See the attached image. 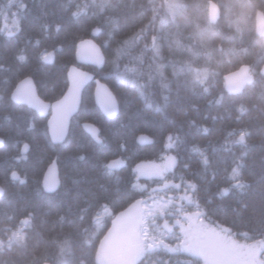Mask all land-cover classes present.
<instances>
[{"label":"trees","instance_id":"obj_1","mask_svg":"<svg viewBox=\"0 0 264 264\" xmlns=\"http://www.w3.org/2000/svg\"><path fill=\"white\" fill-rule=\"evenodd\" d=\"M77 6L83 11L74 16ZM258 10L264 13V0H0V264H95L100 239L115 219L95 207L101 186L114 202L126 201L130 170L169 156L178 161L174 182L183 177L195 183L196 199L206 203L212 221L231 230L236 244L264 240V37L254 29ZM13 18L19 30L9 36L4 27ZM142 28L145 40L132 43ZM153 35L156 48H145ZM77 36L101 47L102 69L78 66L109 86L119 112L105 117L90 83L58 145L49 139L46 118L13 103L10 94L29 76L43 100L59 99L66 89L64 66L75 64ZM46 52L50 62L39 58ZM241 65L250 66L254 79L240 94L227 93L224 76ZM90 127L99 130V141ZM243 128L250 130L246 147L229 136ZM194 149L207 156V166ZM53 159L60 185L46 193L42 177ZM113 159L124 163L105 170L103 164ZM237 163L243 188L233 187L231 179ZM140 183L157 187L146 177ZM224 188L229 191L221 195ZM257 257L264 259L259 252ZM146 264L204 260L160 248Z\"/></svg>","mask_w":264,"mask_h":264},{"label":"snow or ice","instance_id":"obj_2","mask_svg":"<svg viewBox=\"0 0 264 264\" xmlns=\"http://www.w3.org/2000/svg\"><path fill=\"white\" fill-rule=\"evenodd\" d=\"M24 7L26 6L20 5V8ZM100 8H103V5H100ZM82 11L83 9L77 6V11L73 15H80ZM13 23L19 30L18 21L14 20ZM97 31L98 29H93L94 34ZM8 35L12 36L14 33L10 31ZM145 37V29H139L134 33L131 42L144 41ZM75 39H80V44L76 47L77 55L81 59H87L96 65L102 63L100 49L95 44L78 36ZM156 41L157 37L153 35L151 42L145 43V48L155 49L157 46ZM125 43H129V41ZM51 55V53L46 52L39 58L45 62H50ZM18 59L25 61L26 57L20 55ZM157 67L159 69L163 66L158 65ZM64 69L66 73L64 84L67 88L64 101H69V96L72 97V100L62 105H49L54 111L53 122H50V125L55 124V127L52 128L53 141H60L65 136L68 118L80 98L81 89L85 82L91 79L88 73L80 71L75 65L71 67L65 65ZM97 96L103 112L108 117L118 116L116 99L107 90H105L103 96L98 90ZM13 99L31 104V89L17 88L16 92L13 93ZM164 100L167 101L168 97L165 96ZM121 127H129L131 130V126L125 125L123 122H121ZM90 131L93 137L99 141V130L90 127ZM203 131L208 133L209 129L204 128ZM249 134L250 130L248 128H243L238 132L233 131L229 133V136H235L236 139L232 140L231 143H239L246 147V137ZM139 139L144 140L145 137L140 136ZM171 139L172 137L169 136V141ZM119 147L126 150V143L122 142ZM166 147L171 148L172 144L169 143ZM27 148L28 145H25V149ZM194 151L199 152L200 156L203 157L202 163L207 166L209 164L207 156L199 149H194ZM84 158L83 156L80 157V159ZM166 160L167 162L162 165H152L147 169L143 165H136L130 170L132 179L127 181L126 201L114 202L110 199L108 191L101 186L96 197L95 207L102 208L104 216L111 217L115 215V219L112 220V227L108 229L105 236V240L110 241L108 250L103 253V256L100 250L96 251L95 260L98 264H146V257L160 248L172 253H190L202 257L204 264H264V259L257 257L258 252L261 256H264V240L251 246L236 244L231 239V230L212 221L206 203L201 204L196 199L197 185L184 180L183 177H180V183L174 182L175 173L172 170L178 164L177 157L169 156ZM116 163L122 164L124 161L105 163L103 167L105 170H110ZM240 167L241 164L237 163L232 168L231 179L235 181L233 185L235 188L244 187L241 182ZM49 172H51V169H49ZM169 174H171V178ZM11 175L14 180L18 179L14 171ZM141 177H146L157 187L150 188V185L141 184ZM213 179H215V173H213ZM44 187L48 191H54V183H49L48 174H45ZM172 191H175L176 195H167L168 192ZM228 191V188H224L220 194L226 195ZM161 192H164L165 195L161 196ZM138 196L141 198L137 199ZM125 203L128 206L120 211ZM186 204L188 207L185 206ZM193 207L195 211L191 210ZM160 221H163V224ZM205 221H208V223H205ZM95 222L99 226L101 222L99 215L95 217ZM27 223V218L22 221V224ZM15 235H20V233ZM167 241H174L175 243Z\"/></svg>","mask_w":264,"mask_h":264},{"label":"water","instance_id":"obj_3","mask_svg":"<svg viewBox=\"0 0 264 264\" xmlns=\"http://www.w3.org/2000/svg\"><path fill=\"white\" fill-rule=\"evenodd\" d=\"M255 33L259 37H263L264 36V13L262 11H260V10L256 11V14H255ZM83 40L91 41L93 44H95L100 49L101 56H102V63L100 65H96V64L92 63L91 61H89L87 59H81L80 56L77 55V47H76V52H75L76 65L75 64L74 65L80 71L88 73L91 76V79L86 81L85 84L83 85V88L81 89L80 98L77 100L75 108H74L72 114L68 118V121H67V124H66V129H67L66 130V134L62 138V140L53 141V139H52V128L55 127V124L53 123V124L50 125V122H53L54 111H53V108L49 107V105L56 106V105H62L63 103H66V102H70L72 100L71 96H69V101H64V95H67V88H66L64 94L58 100H56V101H54L52 103H49V102L43 100L38 95V92H37V89H36V85H35V83L33 81V78L28 76V77H25V78L21 79L15 85V87H14V89H13L11 95H10V98H11V100L14 103L19 104V105H25L26 107H28L31 110H33L38 116L43 117V118H47L46 125H47L48 136H49L50 141L52 143H54V144H61V143H63L65 141V139L67 137V134H68L71 118L77 113V111L79 109V106H80V103H81L82 92H83L84 88L87 87V85H89L90 83L93 84L94 102H95V105L100 110V112L105 117H107L109 119H112V118L116 117V116L108 117L107 114L103 112V109H102L101 104H100V100H99V98L97 96L98 90H99L101 96H103L105 90H107V92L110 93L116 99L117 106H118V112H119V104H118L117 98H116L115 94L112 92V90L109 88V86L104 81H102L101 79L95 78L93 73H91V72H89L87 70H84V69H82V68L77 66V65H88V66L95 67L97 69H102L103 64H104V54H103V51H102L101 47L99 46V44L93 38H87V39H83ZM79 44H80V41L78 42L77 46ZM71 66H73V65H71ZM253 79H254V76L251 73L250 66L241 65L236 70H234V71H232L230 73H227L224 76V82H225L224 88H225V91L227 93H230V94H240L243 91L244 86L247 85V84H251ZM28 82H30V83H28ZM17 88H21V89H24V90L31 89V92H32V103L31 104H29L27 102H24L22 100L13 99V93L16 92ZM49 169H51V172H49ZM45 174H48L49 183H54V191H48V190L45 189V187H44ZM41 185H42L43 190L46 193H53V192L57 191V189L59 188L60 178H59V171H58V166H57L56 159H54L47 166V168H46V170H45V172L43 174V177H42ZM0 189H3V188L0 186ZM3 194H4V190H3V193L0 194V197H2ZM107 231L105 232L103 237L100 239V247H99L98 250L101 251L102 256H103V253L108 250L109 245H110V241L109 240H105V236L107 235ZM44 264H50V263H44ZM95 264H98V262L96 260H95Z\"/></svg>","mask_w":264,"mask_h":264},{"label":"rangeland","instance_id":"obj_4","mask_svg":"<svg viewBox=\"0 0 264 264\" xmlns=\"http://www.w3.org/2000/svg\"><path fill=\"white\" fill-rule=\"evenodd\" d=\"M14 20H15V19L13 18L12 21H11V23L8 25V28H7L6 26L4 27V28H5V31H6L7 33H9L10 31H11V32H14V30L17 29V27H16L15 29H12L13 26L15 25V24L13 23ZM15 21H16V20H15ZM10 28H11V29H10ZM144 137H145V139L142 140V141L149 140V138H148L147 136H144ZM120 160H122V159H113V160H111L110 162L120 161ZM166 162H167V160H165L163 163L141 162V163H139V164H137V165H143V166L147 169V168L151 167L152 165H162V164H165ZM120 165H121V163H116L114 167H118V166H120ZM16 175H17V173H16Z\"/></svg>","mask_w":264,"mask_h":264},{"label":"clouds","instance_id":"obj_5","mask_svg":"<svg viewBox=\"0 0 264 264\" xmlns=\"http://www.w3.org/2000/svg\"><path fill=\"white\" fill-rule=\"evenodd\" d=\"M237 144H239V143H237ZM241 145V144H240ZM3 193V189H0V194H2Z\"/></svg>","mask_w":264,"mask_h":264},{"label":"bare ground","instance_id":"obj_6","mask_svg":"<svg viewBox=\"0 0 264 264\" xmlns=\"http://www.w3.org/2000/svg\"><path fill=\"white\" fill-rule=\"evenodd\" d=\"M54 144V143H53ZM62 144V143H61ZM59 145V144H58ZM54 160V159H53Z\"/></svg>","mask_w":264,"mask_h":264}]
</instances>
